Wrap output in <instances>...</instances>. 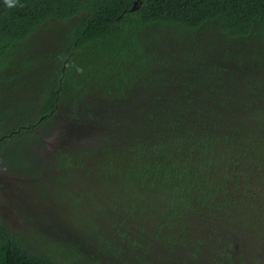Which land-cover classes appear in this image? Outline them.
<instances>
[{
	"label": "trees",
	"instance_id": "16d2710c",
	"mask_svg": "<svg viewBox=\"0 0 264 264\" xmlns=\"http://www.w3.org/2000/svg\"><path fill=\"white\" fill-rule=\"evenodd\" d=\"M135 1L0 0V165L101 264H264V0ZM30 240L0 221V264H70Z\"/></svg>",
	"mask_w": 264,
	"mask_h": 264
},
{
	"label": "rangeland",
	"instance_id": "374dc122",
	"mask_svg": "<svg viewBox=\"0 0 264 264\" xmlns=\"http://www.w3.org/2000/svg\"><path fill=\"white\" fill-rule=\"evenodd\" d=\"M48 149L41 148L37 153L39 154L43 163L49 159V141L45 144ZM45 161V162H44ZM40 163L39 160H35L34 164ZM33 164H31V167ZM48 172L43 174H34L30 171H23L20 169L7 168L0 165V221L11 229L15 234H21L24 239L30 241L36 246L41 253L52 256L56 261L70 263V264H101L105 259L99 254L94 253L93 250L87 246V239L84 238L79 228L81 222V213L78 209L70 207L71 202H68L62 208L59 205V201L52 197V193L55 191V186L52 181H49V169ZM58 175L60 172H56ZM90 178L86 177L80 179L77 184L81 186V189L85 192L84 197L88 198L89 190L84 188L83 184H88ZM50 182V184H49ZM65 185H70L66 183ZM89 185V184H88ZM90 186V185H89ZM77 194V192H76ZM88 194V195H87ZM50 199V200H49ZM71 198L69 201H72ZM86 204V200H83ZM58 204L61 208H56ZM81 204V203H80ZM91 209H96L92 202L89 204ZM98 209L95 211L97 212ZM51 211V212H50ZM55 211H63V215L67 217L66 226L63 223L61 228V234L66 248L63 251L57 249V253L48 252L42 247L41 239L37 237L40 233L46 234L49 237V228L52 226H60L55 217L57 216ZM85 211V210H84ZM91 211V210H90ZM104 209L98 212L102 213ZM76 213H79L76 216ZM93 214V211H91ZM100 217L98 218V220ZM49 223V226L45 222ZM41 223V224H40ZM104 226V225H103ZM55 229L51 230L54 233ZM105 232L113 239H119L117 233L112 229L110 225L106 224ZM65 233V234H64ZM54 233L52 235H56ZM67 236L64 238L63 236ZM41 241V242H40ZM76 250L81 259L74 256L71 250ZM51 253V254H50Z\"/></svg>",
	"mask_w": 264,
	"mask_h": 264
},
{
	"label": "water",
	"instance_id": "95a60500",
	"mask_svg": "<svg viewBox=\"0 0 264 264\" xmlns=\"http://www.w3.org/2000/svg\"><path fill=\"white\" fill-rule=\"evenodd\" d=\"M140 5H141V0H136L133 4V7L132 9L133 10H138L140 8Z\"/></svg>",
	"mask_w": 264,
	"mask_h": 264
},
{
	"label": "clouds",
	"instance_id": "9594fccd",
	"mask_svg": "<svg viewBox=\"0 0 264 264\" xmlns=\"http://www.w3.org/2000/svg\"><path fill=\"white\" fill-rule=\"evenodd\" d=\"M5 3L9 6V7H13L16 4V0H5Z\"/></svg>",
	"mask_w": 264,
	"mask_h": 264
}]
</instances>
